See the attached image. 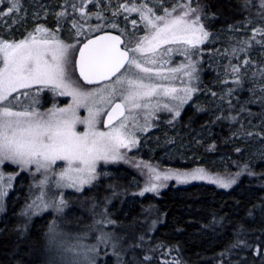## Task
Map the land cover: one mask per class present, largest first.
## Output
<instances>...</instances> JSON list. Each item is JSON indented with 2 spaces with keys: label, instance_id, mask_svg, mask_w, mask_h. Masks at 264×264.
<instances>
[{
  "label": "rangeland",
  "instance_id": "374dc122",
  "mask_svg": "<svg viewBox=\"0 0 264 264\" xmlns=\"http://www.w3.org/2000/svg\"><path fill=\"white\" fill-rule=\"evenodd\" d=\"M102 1V4H88L83 0H61L62 8L58 10L52 0H19L18 11L9 12L11 0H0V39L7 42H19L27 38L30 33L40 36L41 33H36L35 30L37 27H43L47 29L50 36L54 35L65 45L75 46L69 49V55L72 60V64L69 66V74L71 79L76 82L75 86L80 87L84 91L98 88L100 85L94 87L83 85L75 69V58L80 44L85 39L99 33L103 28L101 27L99 31H96V26H89V23H93L95 19H98L97 14H99V17L101 14H106V16L104 15L106 21L102 23L105 25L104 28L120 30V34L125 37L126 42H132V46L137 40L145 35L150 36L152 31H154L152 29L146 30L145 21L141 20V17L123 18L122 23H126V27H111V24L115 23L118 26V22H120L119 15L123 8L119 12L121 8L118 9L119 5L124 2L122 5L126 3L124 6L130 7L134 0ZM147 1L150 4H147L146 8H151L155 15H165V9H173L174 7L176 11L172 12L173 16L184 11L180 7L181 4L171 6L174 0ZM261 2L262 0H257L256 4L259 12L264 10V7H261ZM182 4H190L191 8L196 9V12L192 13V17L197 15L200 17V24L208 32V36L203 43L195 47L182 44L162 45L160 51L169 47L174 49L169 56L164 57V59H171V63L163 66L164 75H171L168 72L170 68H180L181 65H184V67L175 73V78L157 80L155 82L168 87H176L177 89L192 87L196 91L192 92L190 99L183 104H180L178 100L161 95L151 98V106L149 108L134 109L133 115L136 116V120L129 119L128 130L134 133L137 143L130 145L129 148H121L119 150L123 159L115 162L98 161L95 172L96 178L90 183L84 184L80 191H77L74 187L56 186V182L60 181V171L66 167L63 161H57L47 173L48 182L45 185H40L45 173L43 170L36 172L35 165L28 166L27 170H21L19 165L9 162L0 165V173L3 174V181H0V184L4 186V190L7 192V195L0 197V220L7 215L10 197L12 196L13 200L22 197L23 201L18 209L19 217L26 225H32L34 221L41 220L38 228L40 227L41 232L45 233V251L54 257V261L49 264H61L56 249L49 243L51 229H55L56 232L62 234L61 237H58L60 239H67L72 243L79 240L86 248L94 246L95 251L88 253L89 259L94 264H123L124 253L128 251V248H125V251L122 250L116 242L114 231L111 232L107 229L111 223H107L110 219L105 207L100 210L99 214H96L95 211L100 207L95 204L94 210L86 212L87 206L93 200H87L81 196L85 190L91 188L103 177L121 176L123 174L124 176H129V173L133 174V178L129 176L131 179L127 182L128 192L124 194V196L126 195L124 200H127L128 204H133L146 195L159 196L161 192L167 190L170 186L177 188L193 184H204L224 191H230L236 186L237 183H234L228 188H222L218 184L209 183L207 179H191V174L196 169H204L208 176L235 179L237 182V179L232 178V175L229 174L230 167L224 158L218 159V161L215 160L216 158H212L208 161V163L212 164L211 162L214 160V163L219 165L218 171L215 172L206 170L204 166L198 164L199 153L196 147L199 143L197 142H202L210 136L209 127L201 128L193 135L183 130L179 125V120L187 108L190 106L196 107L201 102L209 105L210 112L217 115L227 114L228 108H236V106H238L240 113L251 115L252 120L257 118L256 114L260 113L261 117L257 119V123L261 128L253 130L254 124H251L249 131L253 134L264 128V34H262L264 33V24L255 22L259 20H247L249 21L248 24L245 20L244 23L238 24L233 29L221 28L212 30L206 24L211 23L213 18L206 11L204 13L199 12L202 8L198 0H183ZM81 8H83V14ZM172 9L169 11L171 12ZM61 13L63 15H60ZM257 17L264 22L262 16ZM53 19L57 21L54 22ZM134 20L136 21L135 25L132 23ZM81 25H83V28L80 27ZM257 29L260 31L258 32ZM186 47L189 53L187 58L182 51H175V49ZM2 59V55H0V67H2ZM189 60L195 66V72L192 73V76L195 77L194 79L186 74L190 71L187 67ZM234 69L237 70L234 71ZM132 71L136 72L135 69ZM206 74L212 75V78H210L211 81L209 83L204 84ZM107 83H112V81ZM215 85L216 89L212 90ZM228 85H231V87ZM120 87L117 86L118 89ZM39 88L43 90L38 91ZM25 92L29 93V95H23ZM241 93L244 96L240 97ZM12 95L18 97L12 105L14 111H23L27 108L30 111L35 110L39 113H46L50 109L68 108L69 105H73L71 96L60 95L59 90H52L37 85L29 89H20L19 92H14ZM177 95L183 96L184 93L178 92ZM9 99L11 100L12 97H9ZM233 99H236V103L232 102ZM117 101L121 102V97L118 93L113 103ZM248 103L253 105V109L248 107ZM164 104H168L173 110L169 111L168 108L164 107ZM97 107L103 106L97 105ZM110 107L111 105L107 106L105 112ZM176 110H179V116L175 115ZM75 111L80 119H86L89 116L87 107H76ZM229 112L225 121L237 126H243L240 121L238 122L240 118L242 121L241 114L232 115L231 111ZM127 114L126 111L125 115ZM104 116L101 115L98 118L99 123L96 127L98 130L108 131V129L105 130L102 127ZM119 122L115 125H118ZM75 129L77 132H83L86 130V125L77 123ZM241 141L245 144L248 143V141L245 142L246 139H241ZM261 151H263L262 147H256L251 150L250 154L258 156L260 161H264L258 154ZM156 174L160 175L159 180L155 179ZM176 174H188L189 178L186 182H179L175 178L163 179L165 175L175 177ZM9 177H13V179L9 181ZM9 183L10 187L7 186ZM60 183L66 184V181H60ZM150 184L157 185L156 191L145 192L144 195H140L139 193L145 187L150 186ZM112 189V185H106L103 193L96 191L94 197L100 200L97 197L98 194L105 196V193H109ZM41 193H44L43 204L49 205L46 209H43V205L37 200ZM109 196L106 195L105 198L107 199ZM61 199L65 201V204L60 205L62 211H57L55 205H58ZM33 201H36L35 205H33ZM29 205H33V207L29 208ZM72 206L78 207L85 216H88V219L91 217L90 222L85 218L81 221H67L65 214ZM153 215L152 212V216L151 214L149 217L147 215L148 219L147 217L144 219L149 231L154 229L156 220ZM97 221H100V223H97ZM63 234H66V236ZM165 254L168 255L170 253L166 251ZM84 264H87V261Z\"/></svg>",
  "mask_w": 264,
  "mask_h": 264
},
{
  "label": "snow or ice",
  "instance_id": "6c2138e0",
  "mask_svg": "<svg viewBox=\"0 0 264 264\" xmlns=\"http://www.w3.org/2000/svg\"><path fill=\"white\" fill-rule=\"evenodd\" d=\"M180 7L184 11L175 16L172 15V12L176 11L175 7L171 12L165 9V15L161 16L155 15L151 8H146L143 4L122 6L126 12H139L141 20L145 21L146 30L154 31L150 36L145 35L137 40L134 46L132 42L122 40L120 35L105 34L87 39L78 49L79 59L76 61V67L86 84L100 85L88 91L75 86L76 82L69 74V66L72 64L69 49L75 46L65 45L54 35L50 36L47 29L37 27L35 31L41 33L40 36L30 33L19 42L0 39V55L3 58L0 67V165L9 162L19 165L21 170H27L28 166L35 165L36 172L43 170L45 173L40 181V185H45L48 182L47 173L57 161H63L66 167L60 171L59 176L60 181H66V184L57 181L56 186L74 187L80 191L84 184L96 178L98 161L115 162L123 159L119 150L137 143L134 133L128 130L129 119L136 120V116L133 115L134 109L149 108L151 98L161 95L183 104L190 99L191 93L196 91L192 87L177 89L155 82L175 78V73L184 67L181 65L180 68H170L168 72L171 75H164L163 66L171 63L170 58L164 57L169 56L174 49L169 47L160 51L162 45L182 44L195 47L203 43L208 36V32L200 24V17L198 15L192 17L196 9L191 8L190 4H181ZM261 7H264V0ZM18 9L19 0H11L8 11ZM81 12L83 14V8ZM97 18H100L99 14ZM132 23L135 25L136 21ZM80 27L83 28V25ZM101 27L103 26L97 25L95 30L99 31ZM111 27L116 28L117 25L113 23ZM175 51H182L186 58L189 56L187 47ZM187 67L190 71L186 74L194 79L192 73L195 72V66L190 60ZM121 69L124 71L121 72ZM133 69L136 72H133ZM104 81L112 83H102ZM34 85L59 90L60 95L71 96L74 106L50 109L46 113L30 111L27 108L23 111H14L12 105L18 97L12 94L19 92L20 89L32 88ZM117 86L121 87L118 89ZM178 92H183L184 95H177ZM117 93L121 97V102L113 103ZM23 95L27 96L29 93L25 92ZM109 105L110 110L105 112ZM81 106L87 107L89 116L86 119H80L76 115L75 108ZM164 107L169 111L173 110L168 104H164ZM101 115L107 117L104 127L108 131H101L96 127ZM175 115H180L179 110L175 111ZM115 120L120 121L118 125H114ZM77 123L85 124L86 130L77 132L75 129ZM170 178L186 182L189 175L163 177L165 180ZM8 179L11 181L13 177ZM155 179L159 180L160 175L156 174ZM191 179H207L209 183L218 184L222 188H228L236 183L235 179L208 176L204 169H196L191 174ZM0 181H3L2 173ZM7 186L10 187V183ZM156 189L157 185L150 184L139 194L144 195L145 192H154ZM5 195L7 192L0 184V197ZM43 197L44 193H41L37 200L41 202L43 209H46L49 205L43 204ZM35 204L36 201H33V205ZM64 204L65 201L61 199L59 204L55 205L57 211H62L60 205ZM33 205H29V208ZM61 235L55 229L50 230L49 243L56 249L61 264H84L85 261L87 264H94L88 256L89 252L95 251L94 246L86 248L79 240L72 243L67 239L58 238Z\"/></svg>",
  "mask_w": 264,
  "mask_h": 264
},
{
  "label": "trees",
  "instance_id": "16d2710c",
  "mask_svg": "<svg viewBox=\"0 0 264 264\" xmlns=\"http://www.w3.org/2000/svg\"><path fill=\"white\" fill-rule=\"evenodd\" d=\"M83 1L88 4L103 2ZM198 1L202 8L199 12L206 11L213 18L211 23L206 24L212 30L233 29L245 20H259L255 22L264 24L257 17L262 16L264 21V10L258 11L257 0ZM182 2L179 0L173 6ZM52 3L58 10L62 8L61 0H52ZM122 6L118 8L119 12ZM123 11L122 14L120 12L117 27L127 26L122 19L128 15H139ZM100 31L120 33V30L106 28ZM210 78L212 75L206 74L203 83H209ZM215 89L216 85L212 87V90ZM232 102L236 103V99ZM237 107L228 109L232 115L241 114L243 122L241 118L238 122L243 126L225 121L230 113L228 109L227 114H212L209 105L201 102L196 107L187 108L179 120L183 130L193 135L201 128L209 127L210 136L197 142L198 164L215 172L219 165L214 160L210 161L212 164L208 161L212 158L217 161L226 159L229 174L237 179L236 186L230 191L204 184L170 186L159 196L146 195L128 204L124 194L128 192L127 182L133 176L129 173L130 177L124 174L103 177L81 194L87 200H93L86 212L94 210L95 204L100 207L96 214L105 207L111 221L107 229L114 231L122 250L128 248L123 264H264V161L250 154L252 149L262 147L263 151L258 154L264 160V128L259 130V134H252L249 131L251 124H254L253 130L261 128L257 123L260 113L252 120L246 113H240ZM248 107L253 109L252 104ZM241 139H246L248 143ZM106 185L113 187L105 193V196H110L106 199L98 194L100 200H97L95 192L103 193ZM22 201V197L13 200L11 196L7 215L0 220V264H49L54 257L45 251V233L38 228L41 220L34 221L32 225L22 222L18 213ZM152 212L156 221L153 231H149L144 219L147 215L152 216ZM65 216L71 222L84 218L90 222L92 219H88L76 206L69 208ZM166 251L170 254L166 255Z\"/></svg>",
  "mask_w": 264,
  "mask_h": 264
},
{
  "label": "water",
  "instance_id": "95a60500",
  "mask_svg": "<svg viewBox=\"0 0 264 264\" xmlns=\"http://www.w3.org/2000/svg\"><path fill=\"white\" fill-rule=\"evenodd\" d=\"M105 34H110V35H120V34H118V33L112 32V31H106V32L99 33V34H97V35H95V36H92V37H90V38H88V39L95 38V37H97V36L105 35ZM120 36H121V39L125 41L124 37H123L122 35H120ZM86 41H87V40H85L84 42H86ZM84 42L81 43V45L79 46V48L82 47V45H83ZM122 47H123V45H122ZM130 55H131V54H130ZM78 59H79V53L77 52V55H76V58H75V69H76V74H77L79 80L81 81V83H82L83 85H85V86H88V87L98 86L99 84H86V83L83 81V79L80 77V75H79V69H78V67H76V61H78ZM122 71H124V69H121V72H122ZM117 75H119V73H118ZM114 78H115V77H113L112 79H114ZM107 82H110V81H104V82H102V83H107ZM119 102H120V101H117V102H115V103H119ZM110 108H111V107H110ZM110 108H109V110H110ZM125 113H126V112H125ZM121 119H123V118L121 117ZM106 120H107V117H106V115H105L104 118H103V122H102V127H103V129H105V130H107V128L104 127V123L106 122ZM118 122H119V120H115L113 123H114V125H115V124L118 123Z\"/></svg>",
  "mask_w": 264,
  "mask_h": 264
},
{
  "label": "crops",
  "instance_id": "0c3cea01",
  "mask_svg": "<svg viewBox=\"0 0 264 264\" xmlns=\"http://www.w3.org/2000/svg\"><path fill=\"white\" fill-rule=\"evenodd\" d=\"M131 7V6H130ZM170 9H172V8H169L168 10H170ZM126 12V11H125ZM124 11H123V13H125ZM128 14H139L140 15V13L139 12H131V13H129V12H127ZM103 21L105 22L106 21V19H105V17H104V15L103 14H101L100 15V18L99 19H95V21L92 23H89V26L90 27H92V26H97V25H102V26H105L104 24H102L103 23Z\"/></svg>",
  "mask_w": 264,
  "mask_h": 264
},
{
  "label": "bare ground",
  "instance_id": "6f19581e",
  "mask_svg": "<svg viewBox=\"0 0 264 264\" xmlns=\"http://www.w3.org/2000/svg\"><path fill=\"white\" fill-rule=\"evenodd\" d=\"M179 0H174L173 4L171 6H173L174 4H176ZM181 3V0H180ZM141 5V4H140ZM112 11V10H111ZM113 18V17H112ZM120 18V17H119ZM78 19V18H77ZM127 22V21H126ZM244 23V22H243ZM248 23V22H247ZM249 24V23H248ZM247 24V25H248ZM104 28V27H103ZM110 30V29H109ZM118 31V30H117ZM257 86V85H256ZM243 88V87H242ZM248 93V92H247ZM242 94V93H241ZM202 97V96H201ZM247 105V104H246ZM231 108V107H230ZM238 108V107H237ZM207 116V115H206ZM213 116V115H212ZM251 116V115H250ZM252 117V116H251ZM233 118V117H232ZM224 120V119H223ZM232 122V121H231ZM244 128V127H243Z\"/></svg>",
  "mask_w": 264,
  "mask_h": 264
},
{
  "label": "built area",
  "instance_id": "2783aa9c",
  "mask_svg": "<svg viewBox=\"0 0 264 264\" xmlns=\"http://www.w3.org/2000/svg\"><path fill=\"white\" fill-rule=\"evenodd\" d=\"M114 1V0H113ZM135 2H139V3H141V2H144L145 0H134ZM163 1V0H162ZM117 2V1H116ZM116 2H114V3H116ZM174 2V1H173ZM173 2L171 3V4H173ZM122 3H124V2H122ZM122 3L119 5V7L118 8H120L121 7V5H122ZM149 3V2H148ZM150 4V3H149Z\"/></svg>",
  "mask_w": 264,
  "mask_h": 264
}]
</instances>
